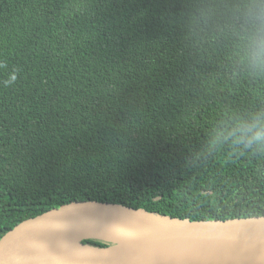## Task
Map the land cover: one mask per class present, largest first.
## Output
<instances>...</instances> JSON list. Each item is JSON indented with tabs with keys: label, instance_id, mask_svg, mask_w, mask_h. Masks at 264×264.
Masks as SVG:
<instances>
[{
	"label": "trees",
	"instance_id": "trees-1",
	"mask_svg": "<svg viewBox=\"0 0 264 264\" xmlns=\"http://www.w3.org/2000/svg\"><path fill=\"white\" fill-rule=\"evenodd\" d=\"M77 200L264 215V0H0V238Z\"/></svg>",
	"mask_w": 264,
	"mask_h": 264
},
{
	"label": "water",
	"instance_id": "water-1",
	"mask_svg": "<svg viewBox=\"0 0 264 264\" xmlns=\"http://www.w3.org/2000/svg\"><path fill=\"white\" fill-rule=\"evenodd\" d=\"M0 264H264V215L193 220L77 200L7 231Z\"/></svg>",
	"mask_w": 264,
	"mask_h": 264
}]
</instances>
